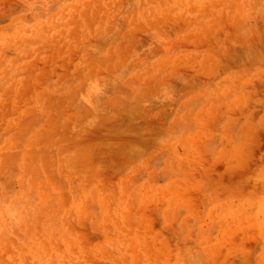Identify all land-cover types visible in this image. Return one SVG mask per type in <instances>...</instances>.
Instances as JSON below:
<instances>
[{
	"label": "rangeland",
	"instance_id": "rangeland-1",
	"mask_svg": "<svg viewBox=\"0 0 264 264\" xmlns=\"http://www.w3.org/2000/svg\"><path fill=\"white\" fill-rule=\"evenodd\" d=\"M0 264H264V0H0Z\"/></svg>",
	"mask_w": 264,
	"mask_h": 264
}]
</instances>
